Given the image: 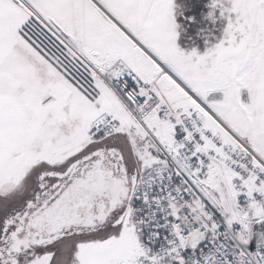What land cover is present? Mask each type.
<instances>
[{
	"label": "snow or ice",
	"instance_id": "6c2138e0",
	"mask_svg": "<svg viewBox=\"0 0 264 264\" xmlns=\"http://www.w3.org/2000/svg\"><path fill=\"white\" fill-rule=\"evenodd\" d=\"M0 264H264V0H0Z\"/></svg>",
	"mask_w": 264,
	"mask_h": 264
}]
</instances>
